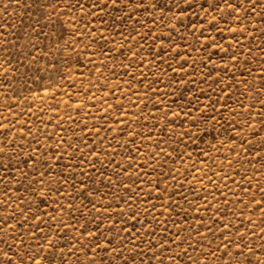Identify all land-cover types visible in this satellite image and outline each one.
Returning a JSON list of instances; mask_svg holds the SVG:
<instances>
[{
	"label": "rangeland",
	"instance_id": "374dc122",
	"mask_svg": "<svg viewBox=\"0 0 264 264\" xmlns=\"http://www.w3.org/2000/svg\"><path fill=\"white\" fill-rule=\"evenodd\" d=\"M0 264H264V0H0Z\"/></svg>",
	"mask_w": 264,
	"mask_h": 264
}]
</instances>
